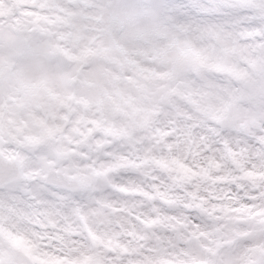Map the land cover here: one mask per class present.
<instances>
[{
	"label": "rangeland",
	"instance_id": "obj_1",
	"mask_svg": "<svg viewBox=\"0 0 264 264\" xmlns=\"http://www.w3.org/2000/svg\"><path fill=\"white\" fill-rule=\"evenodd\" d=\"M0 153V264H264V0H0Z\"/></svg>",
	"mask_w": 264,
	"mask_h": 264
},
{
	"label": "bare ground",
	"instance_id": "obj_2",
	"mask_svg": "<svg viewBox=\"0 0 264 264\" xmlns=\"http://www.w3.org/2000/svg\"><path fill=\"white\" fill-rule=\"evenodd\" d=\"M162 102L167 103L166 100H162ZM183 103H184L183 100L179 101L176 104H174V102L172 100H169V102L166 105H164L162 107V109L167 108V112L163 114L164 116H166L168 113H170V114H168V117H166L164 119L172 120V121L178 123L181 132H184V131L187 132V130H185L186 129L185 120L183 119V116H184L183 111H184V108L186 107V104L185 103L183 104ZM194 104H196V101L193 103L190 110H193L195 112L197 109L194 106ZM177 105L179 107L177 109L182 110V111L177 112L174 110V109H176ZM151 115L152 114H149L148 111L146 110L145 120L147 122H146V125L143 126L144 156H147V158L160 157V158L166 159L167 156H162L163 145L161 144V141H160L161 136L160 135H154V133H153L154 130H153L152 126L154 123L153 122L154 117H153V115L152 116ZM160 119H163V117L160 116ZM170 136H172V135H170ZM169 141H170V139H169ZM171 142L173 144L172 140H171ZM147 161H149V160H147ZM73 169H77V167L73 166ZM78 171H80L82 173V169H80ZM79 182H80L81 187H82V182L80 180H79ZM9 206H12V205L7 203V202L1 204V207H3V209L1 210L2 214L0 213L1 216L5 215V211L7 210V208ZM225 210H226V207L224 205H218L216 213L214 214L215 220L219 221V217L222 218L221 216L222 215L224 216V214H226ZM218 213L220 214V216L218 215ZM224 225H225V223L222 226H224ZM232 227H234V225H231L230 228H228L229 230L226 232V234L224 232L225 238L227 239L229 246H230V244L234 245L232 241L235 239V234H234V230L232 229ZM238 235H239V239L241 237H243V235L240 234L239 232H238ZM221 253H219V254H221Z\"/></svg>",
	"mask_w": 264,
	"mask_h": 264
},
{
	"label": "water",
	"instance_id": "obj_3",
	"mask_svg": "<svg viewBox=\"0 0 264 264\" xmlns=\"http://www.w3.org/2000/svg\"><path fill=\"white\" fill-rule=\"evenodd\" d=\"M258 122H254L253 127H259ZM248 131V129H246ZM21 164L17 159H9L0 154V188L5 185L21 179L23 176V170ZM44 180L49 185L58 188H64L69 191H75L81 187L79 180L74 177H70L57 170H50L44 177ZM248 264H259L257 262H250Z\"/></svg>",
	"mask_w": 264,
	"mask_h": 264
}]
</instances>
